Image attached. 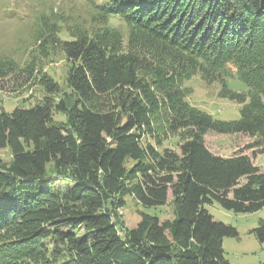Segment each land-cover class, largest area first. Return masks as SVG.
Listing matches in <instances>:
<instances>
[{
	"label": "trees",
	"instance_id": "obj_1",
	"mask_svg": "<svg viewBox=\"0 0 264 264\" xmlns=\"http://www.w3.org/2000/svg\"><path fill=\"white\" fill-rule=\"evenodd\" d=\"M89 1L86 26L62 29L42 8L27 59H0V83L17 73L41 92L11 111L0 98V149L11 154L0 156V264H232L222 242L238 230L207 205L257 211L264 171L204 137L244 133L264 151V0ZM55 51L63 82L45 69ZM197 74L241 104L237 119L190 103ZM169 195L172 219L141 210L135 227L122 221L128 201L158 207ZM251 232L264 242V219Z\"/></svg>",
	"mask_w": 264,
	"mask_h": 264
},
{
	"label": "rangeland",
	"instance_id": "obj_2",
	"mask_svg": "<svg viewBox=\"0 0 264 264\" xmlns=\"http://www.w3.org/2000/svg\"><path fill=\"white\" fill-rule=\"evenodd\" d=\"M89 0H0V59L25 61L28 52L35 42L34 30L35 16L42 8L53 7L63 21L62 29L68 24L87 25L91 21L92 5ZM91 9V10H90ZM46 12V11H45ZM48 13V12H47ZM46 71L60 82L64 81L67 65L62 52L55 51L44 61ZM17 73L3 80L0 85V98L3 107L11 111L16 106H32L41 95L37 88L26 91L29 84L24 83ZM229 88L236 91H247V86L237 77L227 79ZM192 93L188 100L194 106L212 114L221 120H232L239 117L241 104L219 96L221 85L219 82L207 83L199 74L194 75L185 82ZM38 90L35 91V90ZM33 95V97H32ZM60 118V116H59ZM207 147L215 154L233 156L245 154L252 162L264 171V151L251 147L255 138L244 133L225 134L214 131L205 135ZM0 156L4 160L11 157L8 148L0 149ZM62 188L72 186L66 179H55ZM22 183L26 180H22ZM208 210L215 220L233 225L238 230L237 237L225 236L223 249L225 258L232 264H260L264 263V242L259 241L251 230L257 227L260 220L264 219V206L255 212H234L223 208L219 203L207 205ZM158 215L160 220L173 218L171 195L163 206L143 208L134 202L128 201L121 209L122 221L128 228H133L140 220L139 212Z\"/></svg>",
	"mask_w": 264,
	"mask_h": 264
}]
</instances>
